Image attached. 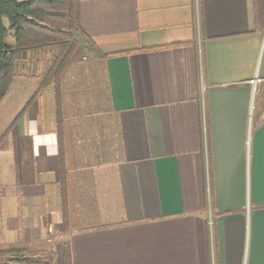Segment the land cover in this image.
<instances>
[{"label":"crops","instance_id":"0c3cea01","mask_svg":"<svg viewBox=\"0 0 264 264\" xmlns=\"http://www.w3.org/2000/svg\"><path fill=\"white\" fill-rule=\"evenodd\" d=\"M76 6L97 49L59 78V128L40 77L0 102V245L50 264H264V84L248 82L264 0Z\"/></svg>","mask_w":264,"mask_h":264},{"label":"trees","instance_id":"16d2710c","mask_svg":"<svg viewBox=\"0 0 264 264\" xmlns=\"http://www.w3.org/2000/svg\"><path fill=\"white\" fill-rule=\"evenodd\" d=\"M76 1L0 0V102L17 77H41L38 92L55 83L58 128V78L78 60L80 48L89 53L97 49L79 28ZM8 252L13 254L12 264H50L27 256L20 248L9 247Z\"/></svg>","mask_w":264,"mask_h":264},{"label":"rangeland","instance_id":"374dc122","mask_svg":"<svg viewBox=\"0 0 264 264\" xmlns=\"http://www.w3.org/2000/svg\"><path fill=\"white\" fill-rule=\"evenodd\" d=\"M50 55L48 53L45 56V59L50 57ZM89 57H90V55H89L88 51H86L83 48L82 49L80 48L79 53H78V60L75 62H72V63H78V64H76V66H80L84 62L88 61ZM20 77H23V76H20ZM27 77H35V76H27ZM58 80H59V78H58ZM52 87L55 88V83H52ZM12 257H13V254L8 252V247H6L4 245H0V264H12V262H11Z\"/></svg>","mask_w":264,"mask_h":264},{"label":"built area","instance_id":"2783aa9c","mask_svg":"<svg viewBox=\"0 0 264 264\" xmlns=\"http://www.w3.org/2000/svg\"><path fill=\"white\" fill-rule=\"evenodd\" d=\"M249 84L252 87L253 95L258 91L261 85L264 84V78L259 74H255L252 78L248 80Z\"/></svg>","mask_w":264,"mask_h":264}]
</instances>
